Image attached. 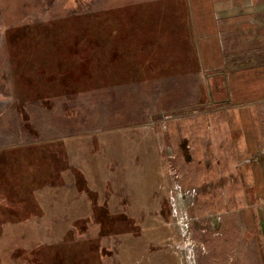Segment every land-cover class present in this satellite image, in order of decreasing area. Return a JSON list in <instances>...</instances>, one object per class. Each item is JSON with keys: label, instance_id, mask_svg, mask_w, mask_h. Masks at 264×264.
<instances>
[{"label": "rangeland", "instance_id": "374dc122", "mask_svg": "<svg viewBox=\"0 0 264 264\" xmlns=\"http://www.w3.org/2000/svg\"><path fill=\"white\" fill-rule=\"evenodd\" d=\"M190 9L0 0V264H262L264 148L234 152L236 50Z\"/></svg>", "mask_w": 264, "mask_h": 264}, {"label": "crops", "instance_id": "0c3cea01", "mask_svg": "<svg viewBox=\"0 0 264 264\" xmlns=\"http://www.w3.org/2000/svg\"><path fill=\"white\" fill-rule=\"evenodd\" d=\"M190 12L202 18L200 31L217 34V48L228 46L236 50L228 64L238 66V71L234 67L232 73H225L220 68L209 76L226 81L234 97L233 104L221 106L228 127L236 130L230 141L236 145L234 152L237 156H262L258 153L261 147L264 148V121L260 119L264 114V68L254 70L251 67L264 65V0H200V10L190 9ZM229 37H232L231 44H228ZM259 57L262 59L258 60ZM221 64L224 65L223 60ZM246 65L250 67L243 70ZM224 86L226 88L225 83ZM226 100L229 102V98ZM222 101L225 100H218L216 104ZM237 226L240 234L241 229H248L250 224ZM253 229L256 227L248 230ZM259 257L264 264V254Z\"/></svg>", "mask_w": 264, "mask_h": 264}]
</instances>
